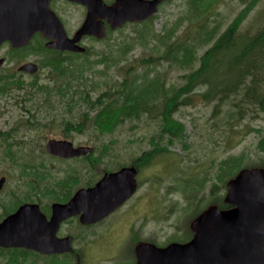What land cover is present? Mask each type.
<instances>
[{
  "label": "rangeland",
  "instance_id": "1",
  "mask_svg": "<svg viewBox=\"0 0 264 264\" xmlns=\"http://www.w3.org/2000/svg\"><path fill=\"white\" fill-rule=\"evenodd\" d=\"M248 1L243 3L239 0H225L216 6L208 23V29H216L215 37ZM189 2L190 0H168L160 5L158 12L147 22L131 23L116 30H107L101 40H85L83 46L87 50L86 56L78 53L70 56L64 54L63 57L73 62L70 65L73 70L80 68L84 59L93 64L91 72L82 76L83 95L88 94L95 99L100 92L116 88L127 75L124 71L129 65L135 68L140 59L162 54L188 23H195L199 18ZM262 26L264 0H259L242 21L240 30L254 33ZM143 29H148L147 35L138 33ZM159 33L164 35L163 39L155 36H159ZM207 34L206 32L203 36ZM209 45H198L196 56H200ZM28 47L25 54H18V64L22 60L20 57L42 60L47 56L45 53H33L39 47V41L33 40ZM101 55H106L107 58L100 65L96 58ZM53 71L42 66L37 74H17L16 79L24 86H39L47 83L44 81L55 79L56 75L51 74ZM184 72V69L175 66L173 62H163L150 70L140 67L136 74L128 75L130 81L142 88L150 81L162 79L166 90L171 91V85L183 81L181 76ZM10 75L12 74H0V81ZM34 90L36 88L29 91L33 97L25 102L24 94L18 91L0 94V151H11V158L4 156L0 159V177L8 178V185L24 184L30 177L22 175L21 169L30 166L49 174L45 184L57 180L61 175V168L66 166L50 159L46 154L45 146L51 139L68 140L75 146L94 147L95 151H102V144L107 145L111 156L92 170V178L96 177V180L105 172L131 166L144 152L156 148L167 149L168 153L159 154L150 165L142 167L138 190L133 199L109 219L113 222L118 216L129 215L134 205L143 209L141 236L144 240H155L159 247L170 243H183L189 237L190 221L217 197L216 192H211L213 184L219 186V194L224 198L226 191L223 190V182L218 176L221 162L237 158L244 168L264 165V150L259 145L264 137V112H259L254 107H242L247 116L241 121L235 114L230 113L234 108L229 101L214 118V104H202L197 99L193 106L180 107L173 114L184 126L181 141L168 143V139H159L156 114L144 113L139 119L123 124L114 134L104 136L101 144H96L89 131L79 133L65 127L67 122L75 124L86 120L87 108L83 103L72 108L61 96L52 95L48 99ZM81 113L84 119H81ZM232 116L234 119L231 121ZM26 154L29 156V165L25 164ZM73 167L81 168L79 164ZM78 177L82 184L88 178L87 174L82 173ZM10 189L9 186L4 187L1 201H10ZM15 199L18 200L19 197ZM152 210L158 211L154 217L151 216ZM1 216L0 209V218ZM127 220V217L124 218L115 230H111L107 236L102 234L97 240L90 254L93 262L102 258L98 261L100 264H133L130 248L140 221L133 220L135 228L132 235L123 239L122 231ZM124 246L126 247L123 250ZM3 261L0 257V264Z\"/></svg>",
  "mask_w": 264,
  "mask_h": 264
},
{
  "label": "water",
  "instance_id": "2",
  "mask_svg": "<svg viewBox=\"0 0 264 264\" xmlns=\"http://www.w3.org/2000/svg\"><path fill=\"white\" fill-rule=\"evenodd\" d=\"M74 1L86 5L88 12L81 28L69 39L49 9L50 0H0V43L8 40L14 47L22 48L39 32L49 40L47 48L84 52L77 43L82 36L101 39L103 19L114 30L124 23L153 16L166 0H116L111 6L102 0ZM37 70L31 63L18 68L30 75ZM45 149L60 158L93 152L91 147L75 148L69 141L54 139L47 142ZM135 175L134 167L105 173L93 187L78 190L67 204H54L50 221L45 220L36 205L20 206L0 222V246L43 252L47 243L49 247L55 244L54 233L64 219L81 213L80 222L87 225L118 209L135 192ZM4 182L1 177L0 188ZM224 203L230 208L210 205L191 220L189 229L193 236L186 243H170L162 248L138 244L136 264H264V167L242 169L227 181Z\"/></svg>",
  "mask_w": 264,
  "mask_h": 264
},
{
  "label": "trees",
  "instance_id": "3",
  "mask_svg": "<svg viewBox=\"0 0 264 264\" xmlns=\"http://www.w3.org/2000/svg\"><path fill=\"white\" fill-rule=\"evenodd\" d=\"M223 1L225 0H190V7L196 10L199 17L195 23H188L162 54L140 59L135 68L129 65L124 71L127 75L122 82L116 88L100 92L95 99L88 94L83 95L82 76L84 73L91 72L93 68L92 62L87 59H84L80 68L75 70L70 67L73 62H69L67 58L53 60L52 74L56 76L55 79L52 78V83L55 85H31L30 90L36 88L34 91L48 99L52 95L61 96L72 108L83 103L87 108L86 120L75 124L67 122L65 127L79 133L89 131L96 144H101L104 136L114 134L123 124L139 119L144 113L156 114L159 139H168V143L174 140L181 141L184 126L173 117V114L180 107L193 106L197 99L202 104H214L212 113L214 118L229 101L234 108L230 113L235 114L241 121L247 116L246 110L242 107H254L259 112H264V26L254 33L240 30L242 21L259 0H249L226 28L215 37L216 29H208V23L212 19L213 10ZM239 1L246 2V0ZM147 30L143 29L138 33L144 36L147 35ZM206 32L208 34L203 36ZM155 36L163 39L164 35L159 33V36ZM200 44L210 45L200 56H196L197 47ZM84 55L86 56L87 52ZM106 58V55H101L96 60L101 65ZM196 61L197 65H195ZM163 62L169 64L173 62L175 66L185 70L181 76L183 81L180 84L171 85L169 87L171 91L166 90L162 79L150 81L144 88L130 81L128 74H136L140 67L150 70ZM6 77V80L0 83V87L5 85L7 87L0 88V94L21 90L20 80L14 81L13 76ZM32 97L30 95V98ZM81 119H84L82 113ZM233 119L234 116L231 121ZM259 145L264 150V137ZM102 146L104 149L97 151V164L111 156L107 145L102 144ZM3 152H5L4 149L0 151V159L5 156ZM161 153H168V150L156 148L144 152L135 162L139 161L141 167H147ZM262 167L264 165L260 164L250 168ZM242 169L244 167L239 164L237 158L221 162L218 176L223 182V190L226 191L227 181L234 178ZM41 173L37 167H31V172L25 176L30 177L28 182L44 183L46 180ZM72 179V177L68 180L58 178L52 183L72 184ZM211 192H216L217 197L210 205H216L219 209L230 208L224 203V198H221L217 184L212 185ZM201 212H198L194 218ZM191 237L190 231L186 240Z\"/></svg>",
  "mask_w": 264,
  "mask_h": 264
},
{
  "label": "flooded vegetation",
  "instance_id": "4",
  "mask_svg": "<svg viewBox=\"0 0 264 264\" xmlns=\"http://www.w3.org/2000/svg\"><path fill=\"white\" fill-rule=\"evenodd\" d=\"M102 1L105 5L111 6L115 3L116 0H102ZM12 5L13 2L9 5V7L11 8ZM49 9L58 18L60 24L62 25L69 39L73 38L74 34L81 28L82 24L86 19L88 12L86 5L74 0H50ZM151 18L152 17L147 18L144 21H147ZM102 21L104 23V34H105L107 30H110V24L106 19H103ZM135 23H139V22H135ZM126 24H131V23H125L120 27H123ZM87 39L96 40L92 36H82L79 42L77 43L78 46H83L84 41ZM33 40L39 41V47L35 48L33 50V53L35 54L45 53L47 54V56L43 57L42 60L27 59L25 58L26 56L20 57V59L22 60L19 62V64L17 62L18 54H25L24 53L25 50H20L21 48L18 49L17 47H14L13 44L8 40H5L0 43V74H12L10 76H13L16 79L17 74L21 76L27 74L23 72L22 73L18 72V67L27 63L35 64L38 68L37 73L40 72L42 66L49 69V71H53V64H52V62H54L53 60L65 58L63 57L65 56L64 54H67L69 56L70 54H73L71 52H64L57 49L47 48L45 44L46 42H48V40H45L40 33H36L32 37L30 42H32ZM2 81H0V83ZM46 82L47 81H44V83ZM46 84L55 85V83H52V80H49V83ZM30 86L31 85L28 84L24 86L23 83L19 85L21 90H17V91L18 93L24 94L23 102L31 99L29 95ZM6 87L7 86L5 85L0 88H6ZM12 91L17 93L16 90H12ZM73 146L75 148L88 147V146H75L74 144ZM91 148H93V152L91 153H87L85 155H81L78 157L65 158V159L54 156L48 152L46 153L47 155H49L50 159L56 160L60 164L66 166V168H61V175L59 178H64L68 180L72 177L73 178L72 184H66V185L64 184L61 185L58 183L45 184L46 183L45 181L44 183L24 182V184L17 183V184L8 185L6 184L8 178H6L5 176H1V177H5V182L2 184L0 188V196L3 194L4 187L9 186L11 188L10 189L11 194L8 195V198L11 199L8 202L0 200V209L2 212L0 222L4 220L7 216L13 214L20 206L25 204L36 205L40 213L44 216L45 220L50 221L53 214L54 204H67L68 201L73 197V195L78 190L88 189L93 187L102 176L98 180H96V177L92 178L93 175L92 170L95 169V167L97 166L98 152L95 151L96 149L94 147ZM3 153H5V157L9 156V158H11L10 150ZM25 164L29 165L28 154H26L25 156ZM76 164H79L81 168H74L73 166H75ZM131 166L134 167L136 170V175H135V180L137 183V189L135 191L136 193L138 190L140 170H142V167L140 166L139 161L133 162ZM20 168L21 166L18 167V169ZM21 170H22L21 174L25 176L26 174L31 172V167L28 166V168H24ZM118 170L112 172H116ZM81 173L84 175L87 174L88 176L84 184L80 183V178L78 177ZM41 174L43 175L44 180H48L47 178V176L49 175L48 173L42 172ZM135 193L132 195L130 199H128L123 205H121L113 213L109 214L108 216H106L105 218L101 219L96 223H91L87 225L82 224L80 222L81 213L77 215H72L64 219L58 224L57 229L54 233L53 237L55 239V244L52 247H49L47 243L43 252H38L23 247L0 246V257L1 260H4L3 262H1V264H100L98 261L102 258L98 259L96 262H93L90 259V254L94 250L97 240L102 236V234H105L107 236L111 230H115L116 227L126 217L128 218V220L124 222V231H122L123 239L132 235L133 230L135 228V225L133 224V220L140 221V226H138L137 234L134 236L135 238L131 243V248H130L131 249L130 259L132 257V260L134 261L133 264H136L137 259L135 255V247L138 244L149 243L158 248H162L157 246L155 240L153 239L144 240V238L141 236L142 223L144 221V217L143 215H141L143 209L136 208V206L134 205L129 215L118 216L113 222L109 221V219H111L116 212H118L121 208L125 206V204H127L130 200L133 199ZM16 197H19V199L16 200L15 199ZM36 198H38V200H35ZM157 212L158 211L156 210H152L151 216L154 217V215ZM126 246H124L122 249L124 250ZM67 248H69V251H65Z\"/></svg>",
  "mask_w": 264,
  "mask_h": 264
}]
</instances>
